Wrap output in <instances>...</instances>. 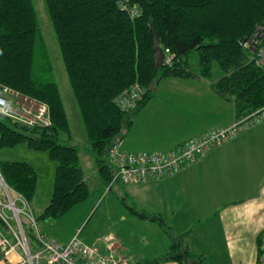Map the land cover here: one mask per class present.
<instances>
[{
	"label": "trees",
	"instance_id": "1",
	"mask_svg": "<svg viewBox=\"0 0 264 264\" xmlns=\"http://www.w3.org/2000/svg\"><path fill=\"white\" fill-rule=\"evenodd\" d=\"M138 5L135 18L121 2ZM61 49L69 82L99 167L101 179L110 187L113 173L107 150L130 130L134 116L154 96L167 77H204L214 91L232 101L243 119L264 109V69L244 47V41L264 20V0H46ZM128 8V7H127ZM156 36L165 62L155 61ZM169 50V51H167ZM197 51L199 64L191 69L189 54ZM169 54L174 55L166 62ZM221 69L214 75V63ZM139 83L145 95L138 108L124 111L117 98ZM0 85L44 102L51 125L30 126L0 114V143H27L47 151L56 162L53 194L39 213L32 210L38 174L26 161H2L0 173L7 184L27 200L39 222H56L87 200L90 185L81 166L79 150L60 143L61 131L70 123L53 64L40 33L33 0H0ZM209 131V130H208ZM120 203L133 215L171 227L165 219L140 208L128 196ZM0 225L6 224L0 218ZM25 225V223H24ZM35 248L40 247L35 227L25 225ZM39 229V228H38ZM172 237V236H171ZM173 237L169 251L141 264H205L203 256ZM264 240L259 238V246Z\"/></svg>",
	"mask_w": 264,
	"mask_h": 264
},
{
	"label": "crops",
	"instance_id": "2",
	"mask_svg": "<svg viewBox=\"0 0 264 264\" xmlns=\"http://www.w3.org/2000/svg\"><path fill=\"white\" fill-rule=\"evenodd\" d=\"M132 118L130 130L119 139L120 147L129 152L168 151L240 120L233 102L219 96L204 77L161 80L154 96ZM92 157L88 164L98 188L58 221L43 223V234L62 243L78 234L100 254L125 258L130 264L164 255L173 237L183 238V246L203 256L205 264H257L259 238L264 240V121L212 148L174 176L115 184L120 193H107ZM80 161L89 181L81 156ZM125 196L161 215L172 237L166 226L133 215L120 203ZM19 258L16 253L0 257V264H19Z\"/></svg>",
	"mask_w": 264,
	"mask_h": 264
},
{
	"label": "built area",
	"instance_id": "3",
	"mask_svg": "<svg viewBox=\"0 0 264 264\" xmlns=\"http://www.w3.org/2000/svg\"><path fill=\"white\" fill-rule=\"evenodd\" d=\"M121 6L122 9L129 10L132 18L141 12L136 4L128 5V2L122 1ZM243 44L257 64L264 69V20L257 25L253 35ZM173 58L174 55L169 54L166 62H170ZM145 92V88L136 83L120 94L117 104L124 111L131 112L138 108ZM0 114L30 126H49L52 123L46 103L2 85H0ZM262 121H264V109L240 119L227 128L210 129L168 151L129 152L120 147L118 140L107 150V162L113 173L110 187L115 184L143 183L174 176L204 153L224 145ZM2 194L5 195V201L1 199ZM19 201L23 204V208L18 204ZM25 209L30 212L29 222L36 229L39 248H35L31 242L24 225L22 215L26 214ZM7 210L12 211V214L9 215ZM0 218L6 224L5 229L0 225V257L2 258H8L16 253L20 257L19 264H130L125 258L100 254L96 247L83 243L78 234L66 243L43 234L37 227L27 200L7 184L1 173ZM10 220H16V225ZM257 264H264V241L259 246Z\"/></svg>",
	"mask_w": 264,
	"mask_h": 264
},
{
	"label": "rangeland",
	"instance_id": "4",
	"mask_svg": "<svg viewBox=\"0 0 264 264\" xmlns=\"http://www.w3.org/2000/svg\"><path fill=\"white\" fill-rule=\"evenodd\" d=\"M33 4L37 13L40 33L50 54L53 64L54 78L60 87L70 123V132L61 131L59 134V140L60 143L74 145L77 147L84 168H86L85 171H87L86 176L87 178H89L88 183L90 185V188L94 191L98 188L97 180H95L94 173L88 163L90 160L92 161L91 158H93L92 156L95 157V155L92 150L91 141L87 135L84 123L82 121L77 101L74 97L73 90L69 82V77L64 64L55 29L53 27L48 5L46 0H33ZM188 60L190 68L196 69L199 64L198 52H191L189 54ZM220 74L221 69L219 67V64L215 62L214 75L219 76ZM8 160L26 161L31 163L35 167L38 174V185L36 195L32 202V210L36 214L39 213L49 203L53 194L56 169L55 160L50 157L47 151L33 149L27 143H19L15 146H2L0 143V162ZM116 187L117 186H115V189L113 188L110 193H120L121 190H117ZM13 196L16 197V194L13 193ZM1 199L5 201V195L2 194ZM6 203H8V201H6ZM18 204L21 208L24 207L20 201L18 202ZM25 211L26 214L22 215V219L23 221H25V225L27 226L31 217H29L30 215L28 216V214H30V212H28V209H25ZM6 212L9 215L12 214V211L10 210H7ZM10 222L16 225V220H10ZM42 224L43 222L38 223L37 227L40 230Z\"/></svg>",
	"mask_w": 264,
	"mask_h": 264
},
{
	"label": "water",
	"instance_id": "5",
	"mask_svg": "<svg viewBox=\"0 0 264 264\" xmlns=\"http://www.w3.org/2000/svg\"><path fill=\"white\" fill-rule=\"evenodd\" d=\"M155 61H156V65L158 67H162L164 65L165 62V54L161 48V46L159 45V41L158 38L156 36V43H155Z\"/></svg>",
	"mask_w": 264,
	"mask_h": 264
}]
</instances>
